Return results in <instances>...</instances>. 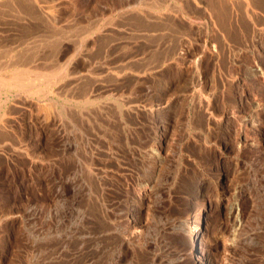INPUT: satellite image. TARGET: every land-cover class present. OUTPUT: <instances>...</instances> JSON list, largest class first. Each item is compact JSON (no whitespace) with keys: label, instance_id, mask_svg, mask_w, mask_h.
Instances as JSON below:
<instances>
[{"label":"rangeland","instance_id":"1","mask_svg":"<svg viewBox=\"0 0 264 264\" xmlns=\"http://www.w3.org/2000/svg\"><path fill=\"white\" fill-rule=\"evenodd\" d=\"M4 1L2 44L27 40L19 68L47 79L0 86V264H196L173 260L140 210L187 218L221 160L237 165L225 205L246 191L228 263L264 264V0H42L43 19ZM219 216L226 236L241 229Z\"/></svg>","mask_w":264,"mask_h":264},{"label":"bare ground","instance_id":"2","mask_svg":"<svg viewBox=\"0 0 264 264\" xmlns=\"http://www.w3.org/2000/svg\"><path fill=\"white\" fill-rule=\"evenodd\" d=\"M2 1V0H1ZM12 1V0H11ZM15 1V0H14ZM16 1H20V7L21 10L24 14L30 15V16H37V14H35L33 12V8L38 10L39 15L41 16V19H43L44 17L47 16H51L54 15L53 14V8L52 6L49 5V3L42 4V0H16ZM41 1V2H40ZM6 4L9 3V1L7 2L4 1ZM40 2V3H39ZM3 3V2H2ZM0 3V4H2ZM16 3V2H15ZM44 3V1H43ZM12 4V3H11ZM18 4V5H19ZM34 4L36 5V7L34 6ZM51 4V3H50ZM224 4V3H223ZM13 5V4H12ZM17 5V4H16ZM53 5V4H52ZM57 6V5H56ZM19 7V6H18ZM8 8V7H7ZM4 9V8H3ZM20 9V8H19ZM36 10V11H37ZM1 11V9H0ZM6 11V10H5ZM18 11V13H20ZM4 12V11H3ZM13 12V11H12ZM55 12V11H54ZM10 14V13H9ZM22 14V13H21ZM225 14V13H224ZM23 15V14H22ZM3 16V15H2ZM25 17V16H24ZM28 17V16H27ZM19 18V17H18ZM34 18V17H33ZM156 18V17H155ZM35 19V18H34ZM52 19V18H51ZM56 19V18H55ZM40 20V19H39ZM38 20V21H39ZM45 20V19H44ZM49 20V19H47ZM222 20V19H221ZM8 21V20H7ZM50 21V20H49ZM55 21V20H54ZM3 23V22H2ZM8 23V22H7ZM34 24V23H32ZM39 25V24H38ZM56 25V24H55ZM58 25V24H57ZM4 26V24H3ZM29 26V25H28ZM45 26V25H44ZM67 26V25H66ZM10 27V26H9ZM33 27V26H32ZM31 27V28H32ZM47 27V26H46ZM11 28V27H10ZM52 28V27H51ZM21 29V28H20ZM25 29V27H24ZM35 29V28H34ZM55 29V28H54ZM57 29V28H56ZM150 29V28H149ZM2 30V29H1ZM22 30V29H21ZM27 30V28H26ZM29 30V29H28ZM12 31V30H11ZM10 31V32H11ZM25 31V30H24ZM54 31V30H53ZM67 32V31H66ZM19 33V32H18ZM58 33V32H57ZM63 33V32H62ZM59 34V33H58ZM6 35V34H5ZM10 35V34H9ZM53 35V34H52ZM89 35V34H88ZM6 37V36H3ZM24 37V36H23ZM26 37V36H25ZM59 37V35H58ZM53 38V37H52ZM61 38V37H60ZM28 39V38H27ZM44 40V39H43ZM33 41V40H32ZM73 41V40H72ZM16 43H14V41H11L8 44H2V41L0 40V55H4L3 57H9L11 58V62H9L8 64L4 63V65L6 64V66H0V71L2 69H12V71L10 72L9 75H7L6 77H0V86L2 85H9V86H17V87H23V89H25V87L29 84H32L36 79L39 78H45L47 79V77L45 75L42 74H33L30 75V72L32 71H27L29 70L26 69H22L19 68L21 67L19 62V58L27 56L26 53H28V51H30L31 49V45L30 47L28 46V42L27 40H25L24 38H18L15 41ZM80 42V41H79ZM13 43V44H12ZM52 43V42H51ZM81 43V42H80ZM39 49V48H38ZM80 49V48H79ZM24 50V51H23ZM21 51V55H19ZM26 53L24 54L23 52ZM76 51V50H75ZM51 52V51H50ZM30 53V52H29ZM74 53V52H73ZM19 55V56H18ZM29 55V54H28ZM41 55V54H40ZM38 57V56H37ZM2 58V57H1ZM30 58V57H29ZM28 58V59H29ZM41 58V57H40ZM3 59V58H2ZM19 59V60H18ZM9 61V60H7ZM28 64V63H27ZM38 64V63H37ZM3 65V64H2ZM24 66V64H23ZM59 66V65H58ZM30 67V66H28ZM50 67V66H48ZM63 67V66H62ZM53 68V67H52ZM51 68V69H52ZM61 68V67H60ZM46 70V69H45ZM53 70V69H52ZM51 70V71H52ZM61 70V69H60ZM4 71V70H3ZM39 72V70H37ZM48 71V70H47ZM50 71V73H47L46 75H50L52 72ZM57 70L55 69V72ZM34 72L35 69H34ZM41 72V71H40ZM54 72V71H53ZM57 73V72H56ZM61 73V72H60ZM63 73V71H62ZM5 75V74H4ZM60 76V75H59ZM49 77V76H48ZM50 78V77H49ZM63 78V77H62ZM61 78V79H62ZM70 78V77H69ZM53 79V77H52ZM41 80V79H40ZM44 80V79H42ZM46 81V80H45ZM52 82V81H51ZM46 83V82H45ZM49 83V82H48ZM53 83V82H52ZM67 83V82H66ZM72 83V82H71ZM47 84V83H46ZM69 84V82H68ZM2 86V87H4ZM28 86V88H30ZM1 87V88H2ZM16 87V88H17ZM27 88V87H26ZM42 89V88H41ZM68 89V88H67ZM31 93V92H29ZM34 93V91H33ZM44 93V92H43ZM66 93V92H65ZM80 95V94H79ZM43 96V95H42ZM68 97V96H67ZM74 98V97H73ZM87 98V97H86ZM88 101V100H87ZM34 102V101H33ZM50 106V105H49ZM61 108V107H60ZM206 108V107H205ZM67 109V108H66ZM47 110V109H46ZM170 132L169 130L166 128L164 129V131H162V134L159 135V144L160 145H164L168 142L169 137H170ZM139 137V136H138ZM135 139V138H134ZM139 139V138H138ZM119 140V139H118ZM128 141V140H127ZM139 141V140H138ZM141 141V140H140ZM143 141V140H142ZM139 143V142H138ZM120 145V144H119ZM159 145V146H160ZM129 146V145H128ZM119 147V146H118ZM161 147V146H160ZM143 148V147H142ZM112 149V148H111ZM135 149V147H134ZM125 150V149H124ZM133 150V149H132ZM132 150H129L130 154L129 156L132 157L133 153L131 152ZM147 150V149H146ZM151 150V149H149ZM152 151V150H151ZM114 152V151H112ZM150 152V151H148ZM127 153V151H126ZM125 153V154H126ZM136 153V151H135ZM153 151L151 153L148 154H152ZM154 154V153H153ZM128 156V155H127ZM152 156V155H150ZM134 158V157H133ZM155 158V156L153 157ZM129 159V158H128ZM156 159V158H155ZM121 161V160H120ZM154 163L151 164L152 165V170L155 171L158 169V167L160 166V164H158L159 162L156 160H153ZM236 164L231 163L228 160H221L218 165H217V172L219 174V180L218 183L216 184H211V182L209 181V179L205 178L204 176H200V178H198L195 182V184L193 183V188L192 190H194V195L192 199L189 202V210H188V216L187 218H183L182 216L180 217L179 214L177 216L173 215H164L162 217H158L155 220H152L154 218L150 217L148 213V206L146 208V206L142 207L141 214L142 216H144V221L145 223H147L148 229L150 227V223L153 222L156 225H160V227L165 228L162 232V237L159 241L160 246H162L161 248H163L164 250H166L168 252L169 256H172L173 260H177L178 258H182V256L185 254L189 260H193L194 263L196 264H229L228 260L230 258V255L234 253V251L236 249H238L239 245L241 244V240L244 239V234L242 232V227H243V223H244V210L241 207V201L244 200L245 195H246V191L245 189H238L234 188V193L235 196L237 198V200L232 203L229 204V206L225 205V200L226 198V193L227 191H224L223 189L225 188V185L227 184L228 181H230V178L235 174L236 172ZM153 176L149 177L148 180L146 181V185L144 186V188L141 191V196L142 197H146L148 194V191L151 190V184L154 181L152 178ZM188 181V180H187ZM221 183V184H219ZM183 186V185H182ZM218 186L221 189V192L218 191ZM226 189V188H225ZM210 194H212V196L215 197L214 200L210 199ZM190 196V197H191ZM228 196V195H227ZM198 198H200L201 201H207V203L204 202V204L202 205H198ZM226 198V199H225ZM196 199V200H195ZM198 199V200H197ZM227 202V201H226ZM195 206H197V208H195ZM257 207V206H256ZM196 209V213L193 215L191 213V211H193V209ZM226 208V210L230 213V214H235L238 219V226L241 227L238 228V230H234L232 229V235L230 237H228L229 235H225V232L229 231L227 230L226 226L223 224H219L217 222H215V220L217 219V217L222 213V211ZM188 209V208H187ZM131 211H133V207L130 209ZM186 210V209H185ZM259 212V211H258ZM100 214V213H99ZM144 214V215H143ZM152 215V214H150ZM261 215V214H260ZM164 217V218H163ZM220 217V216H219ZM152 218V219H150ZM261 218V217H260ZM151 220V221H150ZM100 221V220H99ZM261 222H264L261 220ZM102 223V221H101ZM261 224V223H260ZM206 225V229H209L208 234L205 233V226ZM159 227V226H158ZM107 228V227H106ZM261 226L258 225L257 226V230L258 233L261 230ZM159 230V229H158ZM103 231V230H102ZM159 232V231H158ZM161 233V232H160ZM230 233V234H231ZM229 234V232L227 233ZM260 239V238H259ZM259 243V242H258ZM264 243V242H262ZM156 246V245H155ZM262 246H264V244H262ZM259 248V246H257ZM262 249H264V247H262ZM258 251V250H257ZM262 255V254H261ZM163 257V256H161ZM233 257V256H232ZM171 258V257H170ZM262 258H264V256H262ZM163 259V258H162ZM175 260V261H176ZM232 260V259H231ZM264 261V260H262ZM260 262V260L258 261V263ZM161 263V262H160ZM261 263V262H260Z\"/></svg>","mask_w":264,"mask_h":264}]
</instances>
